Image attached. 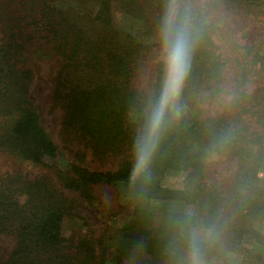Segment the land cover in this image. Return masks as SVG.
<instances>
[{
	"label": "trees",
	"instance_id": "obj_1",
	"mask_svg": "<svg viewBox=\"0 0 264 264\" xmlns=\"http://www.w3.org/2000/svg\"><path fill=\"white\" fill-rule=\"evenodd\" d=\"M51 2L0 0V121L5 129L0 151L35 165L60 156L31 105L30 75L21 69L19 59L26 43L44 40L60 61L51 100L61 112L62 126L85 138L96 157L116 158L119 164L111 173L69 165V179L59 190L44 179L0 173V238L12 240L0 264H100L88 241L79 240L70 250L71 241L61 234V223L72 216L74 203L66 191L87 196L94 185L125 188L133 217L146 200L178 201L194 208L192 214L165 213L155 228H123L108 253L111 264H179L193 243L200 248L201 260L237 251L243 256L241 264H264L253 248L264 246L258 232L264 225V182L258 176L264 164L261 43L243 45L238 67L230 74L227 48L214 43L211 0L201 6L189 0H102L92 19L71 17ZM231 2L222 0L228 12H234ZM254 2L264 17V0H238V9L244 12ZM113 3L154 31L159 43H142L117 28L110 18ZM170 8L173 30L185 29L191 41L190 67L175 107L165 113L146 167L132 179L164 70L156 74L149 93L136 80L150 56L163 47ZM202 96L229 100L213 115L201 117L196 103ZM212 159L232 166L226 179L206 181ZM169 173L185 174L186 188H163L161 181ZM198 224L210 232L207 242L193 238Z\"/></svg>",
	"mask_w": 264,
	"mask_h": 264
},
{
	"label": "rangeland",
	"instance_id": "obj_2",
	"mask_svg": "<svg viewBox=\"0 0 264 264\" xmlns=\"http://www.w3.org/2000/svg\"><path fill=\"white\" fill-rule=\"evenodd\" d=\"M102 0H52L51 4L58 9L69 12L71 17H85L92 19L94 12L98 9ZM198 6L208 3L209 0H189ZM235 1V2H233ZM211 3V16L214 25V43L218 48H227L225 52L231 60L230 74L236 70L240 55L245 51L241 47L254 46L261 43L259 53L264 55V17L258 8L252 3V7L240 11L238 0H232L230 6L234 12L224 9L222 0ZM204 7V6H203ZM244 13V14H242ZM110 18L113 24L122 29L138 41L150 44L159 43L158 35L154 31L145 28L144 25L118 8L116 3L110 5ZM210 20V18L208 19ZM39 39V38H38ZM34 41V40H33ZM26 43L19 53L21 69L30 75L29 99L32 107L37 109L39 121L50 140L57 146L60 156L56 159H46L41 165L27 164L16 159L10 154L0 151V173H17L27 180L44 179L55 189H62V184L69 179L67 171L69 165L87 169L89 172H114L119 164L116 158H98L93 154L90 143L85 138L72 133L62 126L61 112L52 104V87L55 71L60 61L55 53L45 47L44 40ZM227 45V47H226ZM159 50V51H157ZM150 56L144 74L136 80L137 86L150 92L156 80V74L165 70L163 61V47L157 49ZM230 79V78H229ZM197 102L201 117L213 115L218 107L224 106L229 97H204ZM197 113V112H196ZM3 123L0 121V134L4 133ZM232 166L221 160H210L206 168L207 182L226 179ZM138 172L132 169L131 178H135ZM259 178L264 182V164L258 171ZM188 178L183 173L166 174L161 185L168 190H183L186 188ZM70 190V189H69ZM65 192V191H64ZM74 200L72 216L66 217L61 223V234L66 240L71 241L70 250L75 247L79 240H86L96 252V260L100 264H111L112 252L120 237V232L127 226L140 228H155L159 225L162 215L168 212H185L192 214L194 208L187 207L178 201L146 200L140 204L139 215L133 217L132 204L129 202L128 194L122 186H91L86 191L87 196L79 197L78 192L69 193ZM258 232L264 237V225L258 227ZM192 236L198 241L207 242L210 232L199 227L192 231ZM12 240L7 237L0 238V259L10 251ZM245 248L251 246L246 245ZM264 246L254 244V249L260 252L264 259ZM189 254L183 253L179 264H187ZM243 256L241 252H229L221 258L201 260L202 264H241Z\"/></svg>",
	"mask_w": 264,
	"mask_h": 264
},
{
	"label": "clouds",
	"instance_id": "obj_3",
	"mask_svg": "<svg viewBox=\"0 0 264 264\" xmlns=\"http://www.w3.org/2000/svg\"><path fill=\"white\" fill-rule=\"evenodd\" d=\"M174 10L170 8L163 32L164 76L158 104L152 111L148 134L140 145L135 170L142 171L151 155L155 138L160 130L166 111L173 109L179 97L183 82L190 67L191 41L183 28L173 30ZM187 264H202L201 251L197 243H193Z\"/></svg>",
	"mask_w": 264,
	"mask_h": 264
}]
</instances>
